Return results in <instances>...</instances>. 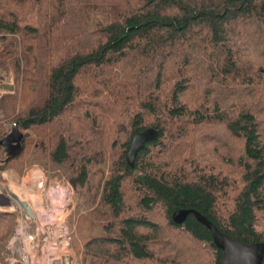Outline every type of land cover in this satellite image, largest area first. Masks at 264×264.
I'll return each instance as SVG.
<instances>
[{"label": "trees", "instance_id": "1", "mask_svg": "<svg viewBox=\"0 0 264 264\" xmlns=\"http://www.w3.org/2000/svg\"><path fill=\"white\" fill-rule=\"evenodd\" d=\"M103 2L114 19L93 28L78 6ZM0 44L16 79L0 108L22 152L43 150L81 190L96 177L89 199L109 209L82 264H221L195 214L174 221L181 209L264 241V0H0ZM16 224L0 210V260Z\"/></svg>", "mask_w": 264, "mask_h": 264}, {"label": "rangeland", "instance_id": "2", "mask_svg": "<svg viewBox=\"0 0 264 264\" xmlns=\"http://www.w3.org/2000/svg\"><path fill=\"white\" fill-rule=\"evenodd\" d=\"M78 10L93 28L111 22L116 13L115 5L109 2L81 4L78 6ZM6 71L13 75V82L16 86V79L12 69L0 65V74H5ZM15 92L6 94H15ZM19 100L20 95H17L15 101L10 103L11 107L14 108V103L17 105ZM14 126L15 124L7 120L6 114L0 108V131L5 128L9 133ZM5 151L3 158L10 156V153ZM39 178L43 182L42 194L39 192L38 187L30 185L34 179ZM68 183L72 185L70 190L72 195L71 204L70 207L62 211L59 218H63L64 222L68 223L73 231L71 249L75 253L78 263L82 264L81 253L84 242L91 237L104 234L102 225L109 219L108 207L99 200L92 201L89 199L91 194L95 192L96 177L90 176L88 185L91 184V188L89 190H81L67 178L62 168L56 167L53 162L46 158V154L41 149L35 154L25 149L19 156L9 160L6 170H0V210L14 212L16 221L19 218L16 228L21 234L13 242L12 248L17 259H19V253L25 247L33 242L34 239L40 238L37 230L43 226V219L40 223L36 215L31 217L26 214L21 201H27L36 208L43 205L42 210L47 211L51 202L47 192L52 188L54 189L55 185H58L60 191V189L69 186ZM11 192L17 194L18 198L12 196ZM70 219H72L71 223ZM57 225L51 227L50 231L53 228L56 229ZM45 230L48 233V229L46 228ZM11 254L12 252L7 247L0 264H8Z\"/></svg>", "mask_w": 264, "mask_h": 264}, {"label": "built area", "instance_id": "3", "mask_svg": "<svg viewBox=\"0 0 264 264\" xmlns=\"http://www.w3.org/2000/svg\"><path fill=\"white\" fill-rule=\"evenodd\" d=\"M11 87V88H9ZM15 84L13 82V75L8 71L5 74H0V100L6 93L15 92ZM44 173V172H43ZM60 189L62 195H60V201L55 204L50 202L49 209L45 212L43 219V226L37 230V234L40 238L34 239L27 247L19 253V259H17L13 252V242L18 239L21 232H18L16 228L15 234L8 244V249L12 252L9 257L8 264H56L60 262L65 264V258L70 257V264H79L75 253L71 249L72 242V230L68 223L64 222L63 218H59V215L63 210L70 207V200L72 198L71 188L72 185ZM54 188L58 189V185ZM59 190V189H58ZM19 221V218L17 219ZM58 224L52 231L51 227ZM48 229L46 233L45 229ZM14 255V256H13Z\"/></svg>", "mask_w": 264, "mask_h": 264}, {"label": "water", "instance_id": "4", "mask_svg": "<svg viewBox=\"0 0 264 264\" xmlns=\"http://www.w3.org/2000/svg\"><path fill=\"white\" fill-rule=\"evenodd\" d=\"M11 88V87H9ZM158 136L157 129L150 127L137 132L132 140L127 160L131 165L135 164L138 153L145 144L154 140ZM25 133L18 126H14L11 131L1 139L4 149L11 152L10 157H17L23 150ZM12 196L18 198L17 194L11 192ZM26 214L33 217L34 213L28 208L26 201H21ZM190 213L195 214L198 220L206 225L212 232L213 239L218 248L222 250L221 264H262L264 261V241L245 243L241 240L229 237L218 229V227L200 212L193 209H181L173 214L176 223H183ZM70 257L65 258V264H70ZM56 264H61L57 262Z\"/></svg>", "mask_w": 264, "mask_h": 264}, {"label": "bare ground", "instance_id": "5", "mask_svg": "<svg viewBox=\"0 0 264 264\" xmlns=\"http://www.w3.org/2000/svg\"><path fill=\"white\" fill-rule=\"evenodd\" d=\"M42 184H43V182H41L40 178H39V179H34V181H32V184H30V185L34 186V187H38L39 192L42 194V192H43ZM62 191L61 190L59 191L57 188H54V189L52 188L47 192V196L51 199L50 201H52V203L55 204L57 202H61L60 201V195H62ZM27 204H28V208L33 211L34 215L37 216L38 220L41 223V220L45 215V212H43L44 210H42L43 205L40 206L39 208H36L34 205H32L29 202H27Z\"/></svg>", "mask_w": 264, "mask_h": 264}, {"label": "crops", "instance_id": "6", "mask_svg": "<svg viewBox=\"0 0 264 264\" xmlns=\"http://www.w3.org/2000/svg\"><path fill=\"white\" fill-rule=\"evenodd\" d=\"M0 47H1V44H0Z\"/></svg>", "mask_w": 264, "mask_h": 264}, {"label": "flooded vegetation", "instance_id": "7", "mask_svg": "<svg viewBox=\"0 0 264 264\" xmlns=\"http://www.w3.org/2000/svg\"><path fill=\"white\" fill-rule=\"evenodd\" d=\"M11 154V152H9Z\"/></svg>", "mask_w": 264, "mask_h": 264}]
</instances>
